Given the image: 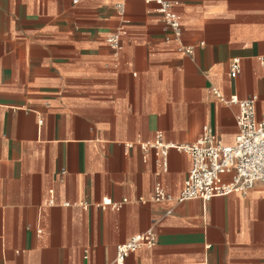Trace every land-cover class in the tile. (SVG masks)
Returning a JSON list of instances; mask_svg holds the SVG:
<instances>
[{"label": "crops", "instance_id": "crops-1", "mask_svg": "<svg viewBox=\"0 0 264 264\" xmlns=\"http://www.w3.org/2000/svg\"><path fill=\"white\" fill-rule=\"evenodd\" d=\"M172 1L178 40L144 0L123 15L119 0H0V264H114L149 228L157 244L125 264H264L263 183L156 202L157 183L179 195L192 158L171 148L163 169L141 147L159 133L190 144L206 126L233 145L239 108L215 91L257 96L264 114V0Z\"/></svg>", "mask_w": 264, "mask_h": 264}, {"label": "built area", "instance_id": "built-area-1", "mask_svg": "<svg viewBox=\"0 0 264 264\" xmlns=\"http://www.w3.org/2000/svg\"><path fill=\"white\" fill-rule=\"evenodd\" d=\"M153 3L157 11L163 16L165 24L172 30L174 39L178 40L182 34L180 17L173 12L177 4L172 0H144ZM116 8L120 15L125 12V0H119ZM124 29L120 28L107 37V43L114 50L122 49ZM170 38H167L169 40ZM204 45V43H200ZM195 45L180 44L178 51L193 56ZM240 71V60L234 59L231 74ZM216 96L226 102L238 105L236 124L238 133L233 145H225L209 126L204 128L203 134L195 142L184 145H171L163 141L159 133L153 143L141 144L144 150L154 148L157 155L163 157L162 167L167 168L168 151L175 148L185 152L192 158V167L185 180L184 187L177 196L167 193L161 183L155 186L154 201L167 202L175 200L182 203L192 199L208 201L217 196L230 194L247 195L257 183L264 184V114L257 116L256 104L258 97L247 99L231 97L225 99L218 91ZM142 200V199H141ZM104 205H112L111 200L104 199ZM112 206L120 207L118 203ZM157 244V234L153 228L131 237L117 247L114 264H125L126 258L141 248H153Z\"/></svg>", "mask_w": 264, "mask_h": 264}]
</instances>
